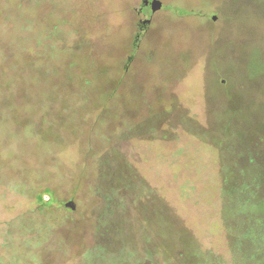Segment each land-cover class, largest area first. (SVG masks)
I'll return each mask as SVG.
<instances>
[{
    "label": "rangeland",
    "instance_id": "rangeland-1",
    "mask_svg": "<svg viewBox=\"0 0 264 264\" xmlns=\"http://www.w3.org/2000/svg\"><path fill=\"white\" fill-rule=\"evenodd\" d=\"M161 1L0 0V264L229 263L223 176L264 220V0Z\"/></svg>",
    "mask_w": 264,
    "mask_h": 264
},
{
    "label": "trees",
    "instance_id": "trees-1",
    "mask_svg": "<svg viewBox=\"0 0 264 264\" xmlns=\"http://www.w3.org/2000/svg\"><path fill=\"white\" fill-rule=\"evenodd\" d=\"M134 40V48L137 49L140 41L139 33L136 34ZM257 161L256 158L251 157L249 164L259 168ZM262 173L256 175L254 184L262 182L261 178L264 172ZM222 179L224 188L225 184L229 185V189L225 190L227 194L224 195L226 198L224 204L230 217L235 218L244 215L242 229L239 234L236 235L238 229H240V222L237 223V227L234 226L233 222L225 225L230 238L231 261L224 264H254L256 261L257 264H264V244L257 242L260 238L264 242V237L259 234L260 230L264 231V220L254 213L256 202L260 200L257 196L258 190L254 185H249L247 180L241 177L234 176L230 181L231 183L226 176H223ZM46 192V195L49 197L48 199L45 198L44 192L39 193V206L43 210L45 208H63L65 206V202L56 197L52 190Z\"/></svg>",
    "mask_w": 264,
    "mask_h": 264
},
{
    "label": "water",
    "instance_id": "water-1",
    "mask_svg": "<svg viewBox=\"0 0 264 264\" xmlns=\"http://www.w3.org/2000/svg\"><path fill=\"white\" fill-rule=\"evenodd\" d=\"M144 5H150L152 12L155 13L162 8L163 3L161 0H144ZM214 18H216V16H214ZM45 198L48 199L49 197ZM65 206L71 208L72 210H75L76 202L74 200H69L65 202Z\"/></svg>",
    "mask_w": 264,
    "mask_h": 264
},
{
    "label": "flooded vegetation",
    "instance_id": "flooded-vegetation-1",
    "mask_svg": "<svg viewBox=\"0 0 264 264\" xmlns=\"http://www.w3.org/2000/svg\"><path fill=\"white\" fill-rule=\"evenodd\" d=\"M149 6H150V5H146V7H149ZM146 7H145V8H146ZM145 8H144V9H145ZM144 9L141 8V12H142ZM150 21H151L150 19H149V20H146L145 23H146V22H150Z\"/></svg>",
    "mask_w": 264,
    "mask_h": 264
}]
</instances>
